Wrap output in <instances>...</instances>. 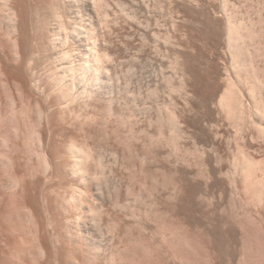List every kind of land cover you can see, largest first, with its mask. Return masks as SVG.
Returning a JSON list of instances; mask_svg holds the SVG:
<instances>
[{
	"label": "rangeland",
	"instance_id": "1",
	"mask_svg": "<svg viewBox=\"0 0 264 264\" xmlns=\"http://www.w3.org/2000/svg\"><path fill=\"white\" fill-rule=\"evenodd\" d=\"M262 110L264 0H0V264H264Z\"/></svg>",
	"mask_w": 264,
	"mask_h": 264
},
{
	"label": "bare ground",
	"instance_id": "2",
	"mask_svg": "<svg viewBox=\"0 0 264 264\" xmlns=\"http://www.w3.org/2000/svg\"><path fill=\"white\" fill-rule=\"evenodd\" d=\"M36 4V2H35ZM27 5V4H26ZM40 5V4H39ZM24 6V5H23ZM28 6V5H27ZM32 6H30L31 8ZM35 7V6H33ZM38 7V6H37ZM27 8V7H26ZM27 11V9H26ZM25 11V15L27 14ZM24 12V11H23ZM29 15V13H28ZM234 21V20H233ZM232 22V21H231ZM231 22H228V44H229V47L231 48V50L233 51V55H234V68L237 70V72H241L243 70H245L247 68V62L245 60L242 59V55L244 52L243 50V47H242V44H241V39L243 38V35L241 33V24L240 25H237V24H234V23H231ZM226 24V25H227ZM243 42V40H242ZM248 53V52H247ZM246 54V53H245ZM245 59V58H244ZM84 64V63H83ZM232 67H233V64H232ZM247 70V69H246ZM254 71V70H253ZM246 72V71H245ZM244 72V73H245ZM243 73V72H242ZM248 73V72H247ZM256 74V73H255ZM260 83V82H259ZM233 85V84H231ZM235 86V85H234ZM253 90V88L251 89ZM254 95V94H253ZM233 97V96H232ZM259 99V98H257ZM240 100V99H238ZM239 102V101H238ZM255 103V102H254ZM258 105V104H257ZM240 107V106H239ZM252 107V106H251ZM258 107V106H257ZM262 108V107H261ZM258 109V108H257ZM258 111V110H256ZM263 111V114H264V110ZM261 113V112H260ZM261 117V116H260ZM82 156V155H81ZM78 160V159H77ZM248 160V159H247ZM78 162V161H76ZM249 163V162H248ZM245 164V163H244ZM248 166V165H247ZM243 169V168H242ZM243 171V170H242ZM261 199V197H260Z\"/></svg>",
	"mask_w": 264,
	"mask_h": 264
}]
</instances>
